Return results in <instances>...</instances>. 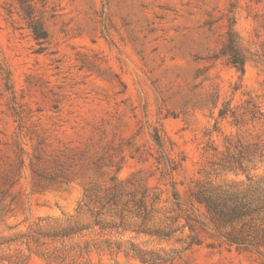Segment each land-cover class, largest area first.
Listing matches in <instances>:
<instances>
[{
	"label": "rangeland",
	"instance_id": "1",
	"mask_svg": "<svg viewBox=\"0 0 264 264\" xmlns=\"http://www.w3.org/2000/svg\"><path fill=\"white\" fill-rule=\"evenodd\" d=\"M0 264H264V0H0Z\"/></svg>",
	"mask_w": 264,
	"mask_h": 264
},
{
	"label": "trees",
	"instance_id": "2",
	"mask_svg": "<svg viewBox=\"0 0 264 264\" xmlns=\"http://www.w3.org/2000/svg\"><path fill=\"white\" fill-rule=\"evenodd\" d=\"M242 70H243V67H242Z\"/></svg>",
	"mask_w": 264,
	"mask_h": 264
}]
</instances>
